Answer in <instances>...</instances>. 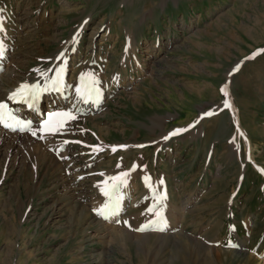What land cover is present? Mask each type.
<instances>
[{
  "label": "rangeland",
  "instance_id": "obj_1",
  "mask_svg": "<svg viewBox=\"0 0 264 264\" xmlns=\"http://www.w3.org/2000/svg\"><path fill=\"white\" fill-rule=\"evenodd\" d=\"M0 23L4 74L47 85L61 65L72 95L89 70L102 88L99 113L28 135L42 157L2 146L0 264H264V0H0ZM119 165L133 207L106 221L96 189ZM160 192L176 218L143 237Z\"/></svg>",
  "mask_w": 264,
  "mask_h": 264
},
{
  "label": "bare ground",
  "instance_id": "obj_2",
  "mask_svg": "<svg viewBox=\"0 0 264 264\" xmlns=\"http://www.w3.org/2000/svg\"><path fill=\"white\" fill-rule=\"evenodd\" d=\"M2 21V20H1ZM3 22V21H2ZM1 22V23H2ZM0 23V24H1ZM4 24V23H3ZM0 42H3L2 39H3V36H6V29L3 28L2 25H0ZM3 32V33H2ZM4 45V44H3ZM71 43L68 44V46L65 48L67 49L68 47H70ZM9 47V46H8ZM4 55L7 59V50H6V46L4 45ZM64 55V53H63ZM6 59H4L3 61L0 60V81L1 82H4L6 86H0L2 88V92H3V95L1 94L0 92V102H5L8 104V99L7 97L9 96V94L11 92H13L14 90H16L19 85L22 83L21 80L16 76V75H13L11 76V73L6 75V73L4 74V66H5V62H6ZM56 68H58L57 72L60 71L62 69V72H61V78H62V86H61V89L59 91H56L55 89H53V92H50L49 91H44L41 93V95L43 94V101H42V104L40 106V109H41V114H38V113H35V112H32L31 110H27L25 109V105H22V106H16L14 108H12V111L13 113L20 119L24 120V121H30L32 123L31 125V130H36L40 127V125L48 119V114L50 112H60V111H68L70 112L71 114L73 113H80V112H84V111H87L88 114L90 115H94L96 112L99 111V108H100V104H101V97H102V88H101V81H99L98 77L93 75L92 74V71H88L89 73L86 74V77H85V80L83 81V84L85 85H91L92 87H94L95 89H99L101 95H100V98L98 101H96L95 103L92 101V100H89L87 103H85L83 100V105H81V102H80V99L77 98V95H76V92H73V95L72 93H70L71 91L70 90V87L71 85L65 81V78L63 76V66L60 65V67L54 65ZM94 68V67H93ZM95 69V68H94ZM14 71V70H13ZM84 72V71H83ZM57 74V73H56ZM55 74V76H56ZM5 75V76H4ZM54 76V77H55ZM92 80H95V84L92 85ZM50 83L47 84L48 86L51 85V81H49ZM117 82V81H116ZM35 84H38L37 82H33ZM82 84V81L81 79H79V82H78V87L81 86ZM40 85V84H39ZM41 87H44L46 85H40ZM1 90V89H0ZM93 97H95V93H93ZM73 98H76L78 101L76 103V101L73 100ZM66 99H69V101L66 103ZM73 101L75 102V104H73ZM99 113V112H98ZM207 113V112H206ZM237 121V120H236ZM238 123V122H236ZM239 129V128H238ZM31 130H24V131H21L19 130V126H16V130H13L12 128H2L0 126V152L2 150V146H7L9 150H13L15 149L16 147H23V149H27L29 151H31L35 156H40L42 157V154L43 150L41 149V143L39 144L38 142H33L32 140L29 139L28 135L31 134ZM162 131V130H161ZM164 133V132H163ZM168 133V132H167ZM239 133L241 134L242 136V139L245 140V145L248 146V150H249V147H250V144L251 142L246 139V137H244L243 135V132L239 129ZM169 134V133H168ZM168 134H162L160 135L157 140H156V144H157V147H161L167 143H169V140H170V136L168 139H165L166 136H168ZM157 135V134H156ZM32 136V134H31ZM48 137V136H47ZM102 137V136H101ZM156 137V136H155ZM194 139L195 136H194ZM46 141V140H45ZM47 144V143H46ZM128 144V142H127ZM131 146V144H130ZM60 147V146H59ZM57 147L55 149V152L56 154H58V152H61L63 151V149L65 147H61L59 148ZM100 147V146H99ZM98 147V148H99ZM129 147V146H128ZM102 148V147H101ZM125 148V146H124ZM45 150V149H44ZM113 151V150H112ZM125 151V150H124ZM44 153H47V152H44ZM63 153V152H62ZM127 153V152H125ZM48 154V153H47ZM64 154V153H63ZM249 155V158L251 160L252 163L255 164V161L253 159V157H251L250 155V152L247 153ZM124 155V154H123ZM39 157V158H40ZM61 157V156H60ZM47 158V157H46ZM41 159V158H40ZM72 162V161H71ZM53 165L57 168V170H61V167L64 168L62 169L63 171V176L60 177L61 178V181L63 184V186L65 187V190H69L70 187H71V184H73V182L71 181V178H68V173H69V169H67V166H64L62 165L58 160H56V157L55 159L53 160ZM132 164V163H131ZM109 170V169H108ZM261 171V170H260ZM123 170H122V165H119L117 167H115L112 171H109L108 173L106 174H103L104 176H102V178H100L101 180L99 181V185L97 186V198L96 200H99V203L100 205H104V203L106 202V197L104 195H102L101 191H100V188L104 186V182L107 180L108 177H111V176H117L119 175L120 173H122ZM263 172V171H262ZM129 175L125 178L126 180V183L121 187V189H127V183L128 181L130 180L129 177L130 175L133 173V172H128ZM135 174V173H133ZM133 176V175H132ZM109 185L112 183L111 181H108ZM146 183V182H145ZM145 185H148L149 186V183L147 181V183ZM62 186V185H61ZM147 187V186H146ZM95 188V187H94ZM120 189V190H121ZM95 191V192H96ZM129 191V190H128ZM127 191V192H128ZM94 192V193H95ZM164 192V191H163ZM162 192V193H163ZM83 193V192H82ZM161 193V192H160ZM122 195V194H121ZM93 196V195H92ZM124 196V195H122ZM166 196V194H165ZM95 197V196H94ZM126 198V197H125ZM123 197V200L121 201V204H120V208H121V211H120V214L125 210L128 209V207H133V203L132 204H128L127 203V200ZM94 200V199H93ZM169 201V200H168ZM167 199L161 201L159 204H160V207L161 205L163 206V209L165 210L163 216L166 220V225L165 224H162L160 223L157 218L155 217V215L153 216L152 220L149 222V226L143 231L144 234L142 235L143 237L144 236H148L150 233H152L153 231H156V233H165V234H162V235H165L166 237L168 236V234L166 235L167 231L170 232L169 228L170 227V222H168L167 220V217H166V213H170V211L168 209H166L167 207V203H168ZM96 203V201H93ZM155 202V201H154ZM143 203V202H142ZM99 205V206H100ZM140 205V204H139ZM138 205V206H139ZM101 206V207H102ZM127 206V207H126ZM100 207V208H101ZM157 207V206H156ZM168 210V211H167ZM132 213V212H131ZM155 213V212H154ZM172 213V216L175 220V214L171 211ZM170 213V214H171ZM120 216V215H119ZM118 216V217H119ZM148 221V220H147ZM140 222V221H139ZM172 226V224H171ZM163 228V230H159ZM123 232V231H121ZM142 232V233H143ZM174 232V231H173ZM123 234V233H122ZM121 234V236L119 234H115V238L118 239L120 241L121 238L124 237V233L123 235ZM159 236V234H157ZM179 236V234H177ZM153 236V235H152ZM140 237V236H139ZM161 237V236H160ZM164 237V236H163ZM165 238V237H164ZM205 242V241H203ZM202 246V245H201ZM204 246V245H203ZM202 248V247H201ZM212 248V247H211ZM213 250V248H212ZM215 255V254H214ZM217 255V253H216ZM217 257V256H216ZM219 259V258H218Z\"/></svg>",
  "mask_w": 264,
  "mask_h": 264
},
{
  "label": "snow or ice",
  "instance_id": "obj_3",
  "mask_svg": "<svg viewBox=\"0 0 264 264\" xmlns=\"http://www.w3.org/2000/svg\"><path fill=\"white\" fill-rule=\"evenodd\" d=\"M3 55H4V45L2 42H0V58H2ZM61 72L62 69L57 72L55 77L48 78L51 80L50 86L46 85L44 87H41L39 84L21 83L16 90H14L9 94L7 99L12 102L23 101L28 105L29 108H34L42 92L49 91L51 89H55L56 91H59L61 89L62 86ZM84 80H85V76L82 75L81 76L82 84L81 86L76 88L77 98L83 100L85 103H87L89 100H92L95 103L96 101L99 100L101 93L99 89H95L91 85L83 84ZM94 84H95V80H92V85ZM226 87L227 86L221 89V91L225 94V96H227ZM93 93H95V97H93ZM224 105L225 107H230L229 101L227 99H225ZM72 119H75V117L70 112L67 111L50 112L48 114V119L45 120L38 129L31 130L30 121H24L18 118L9 108L7 103L0 102V124H2L6 128H12L13 130H16V126H19V130L21 131L31 130V134L33 136L37 135V131L54 133L58 125L62 126L64 122ZM184 131H187V129H175L172 132H170L168 136L165 137V139H168L169 136L178 135ZM39 138L43 139L44 137L40 136ZM132 170H135V165H133ZM100 175H103V173H101ZM128 175H129L128 172H122L117 176L108 177L107 180L104 182V186L100 188L102 195L106 197V202L101 208L96 210V214L100 216L102 219L107 221L110 220L112 217H118L120 215V211H121L120 204L121 201L123 200V196L120 194V189L126 183L125 178ZM108 181H111L112 183L109 185ZM160 183L162 184L163 181L161 180ZM153 199L156 201L157 204H159L161 201L166 199V196L161 193L159 196H154ZM148 211L153 212V208H149ZM154 215L160 223L166 225V220L163 216L162 205L159 210L155 211ZM115 222L120 223L119 220H116ZM123 223L126 226H128L127 221H124ZM146 228L147 225H142L140 228L136 229V231H144ZM159 230L162 231L163 228ZM228 246L237 247L236 244L231 242H229Z\"/></svg>",
  "mask_w": 264,
  "mask_h": 264
}]
</instances>
